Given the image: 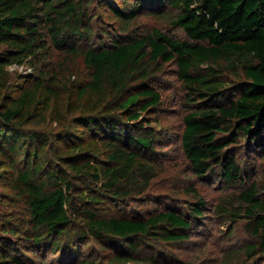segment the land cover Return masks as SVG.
<instances>
[{
    "label": "trees",
    "instance_id": "1",
    "mask_svg": "<svg viewBox=\"0 0 264 264\" xmlns=\"http://www.w3.org/2000/svg\"><path fill=\"white\" fill-rule=\"evenodd\" d=\"M259 162L264 0H0V264H264Z\"/></svg>",
    "mask_w": 264,
    "mask_h": 264
},
{
    "label": "rangeland",
    "instance_id": "2",
    "mask_svg": "<svg viewBox=\"0 0 264 264\" xmlns=\"http://www.w3.org/2000/svg\"><path fill=\"white\" fill-rule=\"evenodd\" d=\"M10 70L11 71L18 70L21 72H26L29 70V68H27L26 66H10ZM175 77L176 75L172 73L171 76L167 78L169 80L168 82L175 81ZM171 87H166V91L169 96L174 98L178 95L177 93H179L178 92L179 87L178 85H176V88H171ZM175 110L176 112H178V108H176ZM170 111H173V108L170 109ZM169 120H171L173 123L178 124V121L180 120V116H175L173 113H170ZM175 143L176 141H171L170 145L172 146ZM165 150L169 155L168 157H170V161L168 163V166L166 167V172L163 171L164 175L166 176L165 178L167 177L171 178L172 180L171 184L181 182V180L184 181L185 176H190L189 175L190 173L183 171L184 168L188 170L187 169L188 164L185 163L186 159L177 148L167 147ZM259 165L261 169L258 172L263 173L264 172L263 163L259 162ZM182 174H186V175L181 178ZM197 186L200 187V190L206 195V197L209 200L210 211L208 212V216L204 220L205 223L199 227V230H203L209 234V237L207 238V242H206L209 246V249H207L208 247H206L205 250L198 249L196 250L195 254H201L207 260L210 261L213 260L214 262V260L217 259V253L219 252V250L224 247L225 243L228 242V238L224 237L225 234L222 232V230L226 231L227 227L225 225L218 226L217 220L213 217L214 209L221 202L223 194H226L227 192L221 191V189L217 187L216 184H214V186L216 187L214 186L210 187L209 185H204L201 182H197ZM236 226H237V231L243 233L242 229L244 226V222H238ZM203 238L204 237H198L195 239L201 240Z\"/></svg>",
    "mask_w": 264,
    "mask_h": 264
}]
</instances>
